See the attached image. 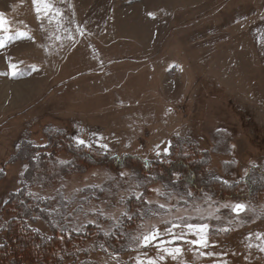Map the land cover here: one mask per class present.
Here are the masks:
<instances>
[{"label":"rangeland","instance_id":"obj_1","mask_svg":"<svg viewBox=\"0 0 264 264\" xmlns=\"http://www.w3.org/2000/svg\"><path fill=\"white\" fill-rule=\"evenodd\" d=\"M263 7L264 0H0V210L27 168L12 156L24 138L43 142L47 126L66 129L74 144L147 160L168 154L173 137L188 138L226 182L264 167ZM224 50L233 54L231 69L215 72ZM19 72L29 75L15 80ZM33 86L44 92L36 105V93L27 95ZM140 186L132 169L97 167L33 192L50 199L65 231L91 224L123 232L118 244L132 251L95 253L90 264H264V198L193 197L156 183L139 222L125 230L126 202ZM30 225L50 234L40 218ZM153 232L158 239L145 246ZM201 236L206 246L195 243Z\"/></svg>","mask_w":264,"mask_h":264},{"label":"trees","instance_id":"obj_2","mask_svg":"<svg viewBox=\"0 0 264 264\" xmlns=\"http://www.w3.org/2000/svg\"><path fill=\"white\" fill-rule=\"evenodd\" d=\"M19 73L13 77L15 80L29 75ZM46 129L43 142L24 138L12 156V161H26L27 168L19 189L11 193L0 210V264H76L79 261L90 264L89 257L95 253L116 255L132 251L118 244L126 237L117 229L105 234L91 224L81 231L59 228L51 214L50 199L43 200L33 192L34 187L47 190L65 177L97 167H105L115 174L128 168L139 177L142 191L126 202L130 215L122 217L125 230H133L139 222L140 209L156 183L191 192L193 197L209 194L221 200L243 199L254 203L264 198V167H252L246 177L226 182L216 177L206 156L188 138L173 137L168 154L147 160L130 154L109 155L84 144H74L66 129L57 126ZM4 173L0 169V184ZM36 218L45 222L50 234L30 225Z\"/></svg>","mask_w":264,"mask_h":264},{"label":"crops","instance_id":"obj_3","mask_svg":"<svg viewBox=\"0 0 264 264\" xmlns=\"http://www.w3.org/2000/svg\"><path fill=\"white\" fill-rule=\"evenodd\" d=\"M263 9H264V7H263ZM261 11H262V9H258L257 11H255L254 10V12H253V14H255V13H257V14H259V13H261ZM241 19H243V20H245V21H247L246 20V15L244 14L243 15V17L241 18ZM254 21L255 22H259L260 21V17H257V16H254ZM231 42V41H230ZM230 42H228V43H230ZM228 43H226V45L228 44ZM229 46H230V44H228ZM264 46V43H262V47ZM262 51V52H261ZM224 52L225 53H219V54H217V55H219V56H224V58L223 59H221V63H217L216 65H214V66H212V68L215 70V72H229V70L231 69L230 67H229V65H228V63L230 62V63H232V61H231V58H232V52H231V50H227V51H225L224 50ZM228 52V53H227ZM259 52H261V53H259ZM258 52V54L259 55H261L262 56V58H264V53H263V48H261V50ZM229 54H230V57H229ZM240 57L241 56H238V57H236V59H237V61H239V62H243V60H244V58H243V60H241L240 59ZM247 57L248 58H250V55L249 54H247ZM223 62L225 63V69H224V67H223ZM31 77V76H30ZM29 77V78H30ZM20 88V87H19ZM36 87L35 86H33V89L31 90V92L30 93H28L27 95H30V94H34V93H36ZM17 92H18V90H17ZM43 93L44 92H42V91H38L37 93H36V95H35V97L34 98H32L33 99V105H36L41 99H42V97H43ZM32 102V101H31ZM30 102V103H31ZM30 103H28V104H26V105H24V106H22V108H24V107H27L28 105H30Z\"/></svg>","mask_w":264,"mask_h":264},{"label":"snow or ice","instance_id":"obj_4","mask_svg":"<svg viewBox=\"0 0 264 264\" xmlns=\"http://www.w3.org/2000/svg\"><path fill=\"white\" fill-rule=\"evenodd\" d=\"M34 2H35V0H34ZM45 7H47V5H45ZM5 23H6V21L4 20L2 14H0V30L4 29V24ZM20 35L23 36L24 34L23 33H20ZM9 39H11V37H9ZM2 46H3V42L0 41V47H2ZM80 143H83V141H80ZM243 208H244L243 205H236L235 208H234V210L241 211V210H243ZM176 227H178V226H176ZM192 227L193 226L189 225V228H192ZM206 228H207V225H204V226L199 227L197 229V231L203 233L206 230ZM158 237H159V232H153L152 234H150L148 236H145L144 237L145 246H147L149 242L158 239ZM195 243H198L201 246H206L207 245L206 236H201L200 240L195 241ZM165 251L167 252L168 249H165ZM174 251L177 252V253H179L180 252V249L179 248H176V249H174ZM169 254H171V252H169ZM149 264H155V262L154 261H149Z\"/></svg>","mask_w":264,"mask_h":264}]
</instances>
